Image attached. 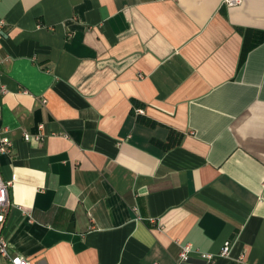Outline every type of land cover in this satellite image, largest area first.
Listing matches in <instances>:
<instances>
[{
  "label": "crops",
  "instance_id": "crops-1",
  "mask_svg": "<svg viewBox=\"0 0 264 264\" xmlns=\"http://www.w3.org/2000/svg\"><path fill=\"white\" fill-rule=\"evenodd\" d=\"M246 31L264 0H0L9 255L175 264L188 243L264 264V41L241 62Z\"/></svg>",
  "mask_w": 264,
  "mask_h": 264
},
{
  "label": "built area",
  "instance_id": "built-area-1",
  "mask_svg": "<svg viewBox=\"0 0 264 264\" xmlns=\"http://www.w3.org/2000/svg\"><path fill=\"white\" fill-rule=\"evenodd\" d=\"M224 2L227 5H233L236 2H238V0H224ZM1 92H5V89H1L0 93ZM140 112L141 111H139V113ZM37 128H38V130H41L42 125L39 124ZM32 137L34 140H37V141H39L41 139L40 134H37L34 136L24 135V139L26 141H28ZM9 149H10V142L8 141V139H5V138L1 139L0 140V154L7 153L9 151ZM10 185H11L10 182H4L0 177V229L2 226V222L4 220L5 209L8 206V190H9ZM231 248H232V242L229 240L225 241L223 243L221 250H220L219 256H222V257L230 256ZM192 254H197L198 257L203 262V264H213L214 259H215V256L213 254L200 253L197 250L192 249V246L190 244L186 243V244H183L181 246L180 251H179V253L175 259V264L186 263L191 258ZM0 255L8 257L12 264H32L27 259L20 258L18 256L9 255V253L7 251L6 240L1 235V233H0Z\"/></svg>",
  "mask_w": 264,
  "mask_h": 264
},
{
  "label": "trees",
  "instance_id": "trees-1",
  "mask_svg": "<svg viewBox=\"0 0 264 264\" xmlns=\"http://www.w3.org/2000/svg\"><path fill=\"white\" fill-rule=\"evenodd\" d=\"M264 41V32L261 31H246L244 35L242 50H241V57L240 61L242 62L250 49L254 46L260 44ZM140 121L144 124H149V122L143 118H140ZM175 142L167 143L165 147H170L174 145Z\"/></svg>",
  "mask_w": 264,
  "mask_h": 264
}]
</instances>
